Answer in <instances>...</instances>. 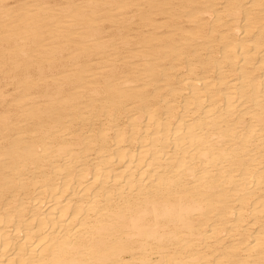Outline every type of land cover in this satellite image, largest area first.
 <instances>
[{
	"label": "bare ground",
	"instance_id": "bare-ground-1",
	"mask_svg": "<svg viewBox=\"0 0 264 264\" xmlns=\"http://www.w3.org/2000/svg\"><path fill=\"white\" fill-rule=\"evenodd\" d=\"M0 264H264V0H0Z\"/></svg>",
	"mask_w": 264,
	"mask_h": 264
}]
</instances>
